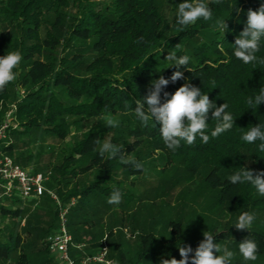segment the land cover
I'll return each mask as SVG.
<instances>
[{"label": "trees", "instance_id": "1", "mask_svg": "<svg viewBox=\"0 0 264 264\" xmlns=\"http://www.w3.org/2000/svg\"><path fill=\"white\" fill-rule=\"evenodd\" d=\"M160 1L0 0V56L14 50L23 55L18 79L0 91V124L12 96L19 95L17 88L24 91L11 116V140L42 133L66 141L103 115L121 117L116 128L82 130L63 163L54 169L57 183L53 189L59 198L65 203L80 198L69 214V231L75 244L70 254L76 262L97 254L105 244L109 258L117 264H157L159 259L174 257L173 252L164 249L157 258L152 250L155 237L150 234L141 235L131 260L130 253L115 240L113 229L116 224L126 226L127 222L139 227L142 222L130 214L118 223L110 221L107 234L93 230L85 237L79 235L89 218L94 221L102 209L118 214L132 204L136 181L148 166L158 167V160L165 166L161 173L178 171V179L165 180L161 188L187 187L185 191L190 192L192 185H196L193 192L206 191L211 201L237 219L244 211L254 212L256 220L251 229L237 237L240 242L246 237L255 240L259 248L256 261L264 264V197L252 185L232 184L228 179L239 167L264 171V153L258 151L260 141L248 144L241 139L248 127L257 123L264 127V103L257 110H251L247 104V98L254 97L264 86V63L243 64L234 56L232 45L246 25L247 10L258 9L264 0L210 3L213 20L198 19L185 29L176 23L177 15L172 20L166 17ZM69 10H75V15L69 14ZM216 19H226L225 33L215 25ZM170 52L177 57L188 55L189 63L177 69L175 61L165 59ZM257 56L264 59V43ZM177 70L182 71L184 79L169 83L164 91L173 93L190 82L207 93L216 106L226 102V111L233 115L235 124L219 137L211 138L217 121L209 113V142L205 144L197 137L193 145L182 142L173 152L164 145L159 124L154 126L150 121L147 127L142 126L134 109L136 100L143 102L153 80L161 75L168 79ZM110 137L121 147L122 154L142 162L145 171L121 164L119 155L113 159L107 154L101 157L100 147ZM15 148L11 142L3 151L22 165V159L14 157ZM94 172L97 176L93 181L79 184L81 177ZM113 188L122 192L118 205L107 202ZM46 198L51 197L45 195L40 202ZM47 205L41 208L51 215L47 229L22 227L21 219L28 218L36 209L33 202L24 206L18 200H8L0 205V216L17 223L12 229L0 227V264H60L52 258L47 244L48 237L57 229L58 210L56 204L53 208ZM38 230H43L45 236L37 238ZM234 234L235 229L229 227L226 234L214 238L220 242L227 239L231 245ZM80 245L84 247H76ZM235 264H241L240 260Z\"/></svg>", "mask_w": 264, "mask_h": 264}, {"label": "clouds", "instance_id": "2", "mask_svg": "<svg viewBox=\"0 0 264 264\" xmlns=\"http://www.w3.org/2000/svg\"><path fill=\"white\" fill-rule=\"evenodd\" d=\"M210 3L218 4L219 0H185V2L179 3L176 7V23L181 29H185L189 25L195 24L198 19L212 21L213 10L209 7ZM214 23L223 29L224 33L227 31L226 19H216ZM262 43H264V3H261L256 10L251 8L247 10L246 25L232 44L234 46V56L245 65L255 62L264 63V59L257 56ZM176 46L178 47L179 44ZM165 59L175 61L174 65L179 69L180 66L184 67L189 63L190 57L188 55L177 57L175 52H170ZM22 60L23 55L19 50L10 51L0 56V91H4L10 83H14L18 79L19 72L17 69ZM182 79H184L182 71L177 70L168 79L161 75L159 79L153 80L147 95L143 97V102L136 100L134 109L142 126L147 127L150 121L154 123V126L159 124V132L163 143L173 152L181 146L182 142L193 145L197 137L207 144L210 136L211 138H217L224 132L231 130L235 124L233 115L226 111L228 108L226 102L216 106L207 93L202 92L199 87L193 86L190 82L178 87L173 93L164 91L169 83L174 84ZM161 93L164 97L163 102ZM262 103H264V86L259 88L254 97L249 96L247 98V104L251 110H257ZM209 113H211V119L217 121L214 129L211 130L210 136L207 134ZM102 119L104 125L108 128L119 126V121L110 113L103 115ZM241 139L248 144L260 141L258 151L264 153V127L259 123L248 127ZM99 154L101 157L107 154L109 159L116 158L119 155L121 164H131L134 169L145 171L142 162L134 156L122 154L121 147L110 140H104ZM228 179L232 184H250L259 196L264 197V171L254 172L249 168L239 167ZM121 200L122 192L113 188L107 202L118 205ZM255 220L256 214L254 212L244 211L239 215L234 226L237 230L249 231ZM203 236L204 239L195 248L194 255L190 256V253H193L190 245H179L178 250L181 259L174 257L162 259L161 264H232L237 254L235 251L230 250L226 244L215 243V236L210 231H205ZM258 251V244L253 239L246 237L238 243V252L244 261L257 260ZM111 264H117V261L113 260Z\"/></svg>", "mask_w": 264, "mask_h": 264}, {"label": "rangeland", "instance_id": "3", "mask_svg": "<svg viewBox=\"0 0 264 264\" xmlns=\"http://www.w3.org/2000/svg\"><path fill=\"white\" fill-rule=\"evenodd\" d=\"M182 2V0H161L159 4L166 17L172 20L177 13L176 7ZM68 13L75 15L76 11L69 10ZM17 91H19V95L15 94L12 96V101L8 106L9 110H7L6 115L16 105V100L21 98L24 89L17 88ZM64 99L72 103L66 97ZM114 118L120 124L121 117L117 116ZM100 127H106L103 119L91 122L82 130H96ZM82 130L74 131L77 135L74 136L75 133H73L66 141H60L42 133H33L27 137H20L17 140H11L9 138V143H14L16 147L14 157L16 159H22L23 164L21 166L34 172L37 170V172L44 173L49 178L47 182L48 189L56 193L53 189L57 183V176L55 175L54 169L63 163L65 156L70 153V149L80 137ZM112 139L113 137H110L108 140L111 141ZM156 164H158L156 168L148 166V170L136 181L137 187L135 190H132V193L135 195L132 204L127 207L124 206L118 214L102 209L100 213L97 212V217L94 218V221L92 218H89L88 224L82 227L79 235L85 237L88 234L87 232H92L93 230L107 234L110 221L113 220L115 223H118L119 220L123 217L127 218L130 214L135 220L142 222L139 227L127 222L126 226H121L118 223L113 229L115 231V240L120 243L121 248L130 253L131 260L134 259L136 247L142 238L141 235L149 236L150 234H154L153 236L155 237L152 250L156 253L157 258H159L158 254L162 253L165 249L168 252H173L176 259H181L178 250L179 245H190L193 249V253H190V256H192L194 255L195 248L204 239L203 233L205 231H210L213 236H218L221 233L226 234L229 227H233L236 231V234L233 235L236 237H234L235 239L233 238L234 240L232 239V243L234 244L229 245L227 239L221 240L220 242L219 239L214 238V242L221 243L222 245L226 244L230 250L237 253L232 264H235L239 260L241 264H258L256 260L244 261L239 255L238 243L240 242V238L237 236H241L247 230H237L235 228L234 224L237 222V217H234L233 213L221 209L211 201L206 191L193 192L197 188L196 185H192L191 189L193 191L190 192L188 190L185 191L187 187L185 189L184 187H176L173 189L169 185L161 188L160 185L166 182L165 180L178 179V171L171 169L167 174H163L160 170L165 168L164 164L158 160ZM96 176L97 172H94L91 176L81 177L79 184H83L88 180L93 181ZM182 191L185 192L181 193ZM44 204H48L52 208L55 207V202L51 198H46V200L44 199L40 203L33 202V207L36 209L28 218L21 219L22 227L28 225L32 227L39 226L42 229L49 227L51 215L47 210L41 211ZM171 222H174L173 225L175 226L170 227L169 224ZM16 226L17 223L12 219H3L0 216V227L3 230H6V228H16ZM22 227L19 226V230H22ZM43 236H45V232L38 230L36 237L41 238ZM106 239L107 237L104 239L105 242ZM38 244H40L39 241ZM52 258L56 263L63 264L57 256L53 255ZM161 261L162 259H159L157 264H161Z\"/></svg>", "mask_w": 264, "mask_h": 264}, {"label": "built area", "instance_id": "4", "mask_svg": "<svg viewBox=\"0 0 264 264\" xmlns=\"http://www.w3.org/2000/svg\"><path fill=\"white\" fill-rule=\"evenodd\" d=\"M15 110L16 106L12 107L0 124V205L8 200H18L25 206L32 202L39 203L45 195H49L58 210L57 229L47 239L50 252L63 264H111L113 260L109 258L106 244L100 252L86 256L80 262L72 258L70 248L75 247V244L69 231V214L78 205L80 198L74 197L67 203L63 202L56 193L48 189L49 178L44 173L24 168L3 151L4 147L10 145L11 116ZM76 247L81 249L84 245Z\"/></svg>", "mask_w": 264, "mask_h": 264}]
</instances>
